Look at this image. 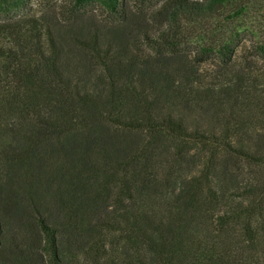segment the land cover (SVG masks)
Instances as JSON below:
<instances>
[{"label":"trees","instance_id":"obj_1","mask_svg":"<svg viewBox=\"0 0 264 264\" xmlns=\"http://www.w3.org/2000/svg\"><path fill=\"white\" fill-rule=\"evenodd\" d=\"M37 1L0 0V12ZM152 1L134 0L155 31L103 57L98 91L65 78L34 28L19 32L15 110L28 122L17 153L3 157L6 185L32 195L18 201L55 264H264V105L242 96L228 115L197 121L181 102L207 92L197 70L211 57L220 67L236 60L237 22L264 21V0ZM58 3L123 9L47 0ZM183 43L195 50L185 55ZM251 52L263 58L264 40ZM255 93L264 104V84ZM1 236L0 222V245Z\"/></svg>","mask_w":264,"mask_h":264},{"label":"rangeland","instance_id":"obj_2","mask_svg":"<svg viewBox=\"0 0 264 264\" xmlns=\"http://www.w3.org/2000/svg\"><path fill=\"white\" fill-rule=\"evenodd\" d=\"M13 4L10 1L8 5L13 8ZM122 6V11H125L115 15H108L96 4L64 12L59 3L49 7L47 0H38L21 11L9 8L7 12H0V178L5 184L0 187V264H55L36 217L18 201V196L26 200L32 195L16 193L11 185H6L8 174H5L3 157L17 153L21 127L28 122L27 117L15 110L18 106L15 102L19 80L17 65L24 38L19 32L24 28H34V34L47 53L51 42L55 46L57 66L65 78L74 83L85 80L91 89L98 91L106 77L103 57L112 56L135 42L143 31L149 28L155 31L146 18L145 6H136L134 0H122ZM236 32V41L239 42L236 60L220 67L217 58L211 57L197 70L206 78L199 91L203 87L202 91L207 92L202 93L199 100L181 101L183 106L189 107L185 112L187 115L190 113L194 120L199 121L202 116L203 119L206 116L217 117L218 113L220 117L228 115L239 106L242 96L249 97L247 104L257 105L258 111L264 105L260 95L255 93L264 84V57L251 52L264 40L263 18L257 13L247 15L237 22ZM193 46V43H183L184 54H191L195 50ZM195 79L194 76L187 81L181 77L179 83L190 86ZM190 88L181 87V94L186 95L185 90ZM196 101L202 103L201 111ZM247 124L255 126V121Z\"/></svg>","mask_w":264,"mask_h":264}]
</instances>
